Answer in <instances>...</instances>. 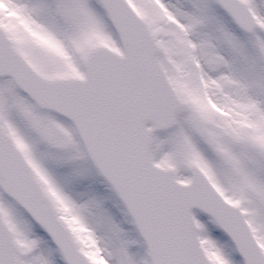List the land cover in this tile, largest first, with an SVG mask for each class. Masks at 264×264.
Segmentation results:
<instances>
[{
	"label": "snow or ice",
	"instance_id": "snow-or-ice-1",
	"mask_svg": "<svg viewBox=\"0 0 264 264\" xmlns=\"http://www.w3.org/2000/svg\"><path fill=\"white\" fill-rule=\"evenodd\" d=\"M0 264H264V0H0Z\"/></svg>",
	"mask_w": 264,
	"mask_h": 264
},
{
	"label": "rangeland",
	"instance_id": "rangeland-1",
	"mask_svg": "<svg viewBox=\"0 0 264 264\" xmlns=\"http://www.w3.org/2000/svg\"><path fill=\"white\" fill-rule=\"evenodd\" d=\"M103 179L101 177H97L94 180L85 179L76 185V191L85 192L88 195H96L97 197H111L112 199L105 200V207L112 208V200L116 199L114 192H112L106 185V183L102 182ZM117 221L120 220V216H116ZM122 227L125 229H131L134 226L128 223L122 224ZM133 235H138L133 233ZM140 239V237H139ZM130 251L133 253H138L139 255L144 254L145 246L144 245H133L130 248Z\"/></svg>",
	"mask_w": 264,
	"mask_h": 264
},
{
	"label": "water",
	"instance_id": "water-1",
	"mask_svg": "<svg viewBox=\"0 0 264 264\" xmlns=\"http://www.w3.org/2000/svg\"><path fill=\"white\" fill-rule=\"evenodd\" d=\"M142 238V237H141ZM146 246V245H145Z\"/></svg>",
	"mask_w": 264,
	"mask_h": 264
}]
</instances>
